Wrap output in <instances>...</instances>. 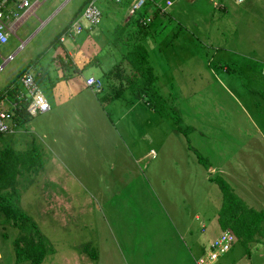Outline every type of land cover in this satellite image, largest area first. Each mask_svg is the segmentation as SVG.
I'll list each match as a JSON object with an SVG mask.
<instances>
[{"label":"rangeland","instance_id":"374dc122","mask_svg":"<svg viewBox=\"0 0 264 264\" xmlns=\"http://www.w3.org/2000/svg\"><path fill=\"white\" fill-rule=\"evenodd\" d=\"M84 1H44L15 28L0 48V65L15 53L0 71V107L38 56L71 64L58 38ZM165 4L135 11L154 10L157 24L133 16L101 39L111 65L84 70L71 99L0 134L10 173L0 195L25 217L0 208V264H31L17 262L15 240L40 246L41 264H197L222 231L236 239L212 264H264V0ZM104 30L103 19L84 33ZM91 72L104 93L80 84ZM222 180L258 212L242 238L220 226Z\"/></svg>","mask_w":264,"mask_h":264},{"label":"built area","instance_id":"2783aa9c","mask_svg":"<svg viewBox=\"0 0 264 264\" xmlns=\"http://www.w3.org/2000/svg\"><path fill=\"white\" fill-rule=\"evenodd\" d=\"M46 0H0V46L6 44L9 37L14 34L18 23L33 14L37 8ZM147 0H134L132 11L140 9L146 4ZM176 0H166L165 6L161 7L162 12L173 5ZM236 3H244L247 0H232ZM103 14L101 9L96 4V0H89L80 16L73 20L71 25L60 40L63 42L66 35L74 37L79 35L84 30V25L81 20L85 21L90 28L98 26L102 22ZM15 54H11L7 58H3V63L0 65V71L3 70L5 64L13 60ZM21 87L18 89L15 98L10 101L9 108L0 107V134L15 133L18 128V122L15 120V114L18 112L26 113L28 117H33L39 114L49 112L51 109L50 103L45 97L42 89L31 71H25L19 78ZM87 86L95 89L97 92L102 91V82L94 77L87 80ZM154 155L155 153L152 152ZM235 235L229 231H222L204 252L197 264H212L223 253L228 251L235 241Z\"/></svg>","mask_w":264,"mask_h":264},{"label":"crops","instance_id":"0c3cea01","mask_svg":"<svg viewBox=\"0 0 264 264\" xmlns=\"http://www.w3.org/2000/svg\"><path fill=\"white\" fill-rule=\"evenodd\" d=\"M88 1L89 0H85L83 2L82 6H81L82 10L84 9V6L86 5V3ZM99 1H101L103 4L105 3L106 5H108V7L105 8V10H104V13L106 12V15L103 14L102 21L104 19V25H105L104 31L105 32L108 31L109 34H97V33L96 34H85L84 31L92 30V28H90L88 26V24H86V25L83 24L84 30L82 33L79 34V36H81L80 45L75 46V48L71 50L67 46V41H68L67 38L63 42L60 40V38L63 36V33H64V31H63V33H61L59 35V38H58L61 42L59 46L64 51V53L67 57V60L71 64L66 65L65 67H60L57 65H53L51 67V66H47L48 64L39 65V61H38L39 56H38L36 59H34L32 62H30L26 67L22 68L18 72L17 81H16V85L14 86V88L19 89L18 81H19L20 76L25 71H31L35 75L41 89L43 87L42 92L44 93L45 97L47 98L48 102L50 103V106L52 105V107L53 106L57 107L56 105H58L59 101L61 103L62 100L71 99L70 96H73V94L69 93L65 96V94H66L65 90H67V92H69V89H71V88L75 89L76 85H78L75 82L77 80H79V78L82 77L84 70H93V69H97L99 67L101 72H103L102 67L104 69L105 68L108 69L110 67V65H111L110 60L111 59H109L108 61L106 60L108 57V55H107L108 51L105 52V49H102V45H100V42H101V39H105V38L106 39L107 38L112 39L113 37H111V35L113 34V31H114L113 29L116 26H118V24H121L124 21H128V19L133 17V16L136 19H139L138 20L139 23H141V21L142 22L145 21L143 23L147 26L151 25L154 22H155V24H157L159 22L158 21L159 17H157L154 20L151 18L153 16L152 13L155 14L154 10L150 11L151 15L149 14V16L135 12V11L133 12L132 11V4H133L134 0H99ZM45 2H43L39 7H41ZM110 2L111 3L116 2L118 4H117V6L113 7V6H110V4H109ZM122 5L125 8H123ZM151 8L155 9V6L153 5V7H151ZM81 9L76 14H74L71 21H69L67 23V26H66L67 28H65L66 30L71 25L72 21L80 16V14L82 12ZM107 11H108V15H107ZM29 16L30 15H28L27 17L22 19L18 23L17 28L22 24V22H24L23 20H25ZM148 17H150L151 19ZM146 20H147V22H146ZM161 20L163 21V19H161ZM99 25H101V23ZM140 25H142V23ZM16 29L14 31H16ZM14 34H15V32H14ZM11 36L9 37V40H10ZM9 40H8V42H9ZM7 43L4 44V46L7 45ZM1 47H3V45L0 46V48ZM13 51L14 50L12 48H6V52H7L8 56L13 54L12 53ZM102 64H103V66H102ZM101 75H102V73H100L99 76H96L95 73L91 72L87 77H84L81 80L80 84L84 87V89L85 88L89 89L92 93L98 94V92L94 91L95 89L93 90V88H90L87 86V80L91 77H94V78H96L102 82V91L100 92L102 94V93H104L103 90L105 89V86H104V82L100 79ZM10 98L11 97H9L8 99L6 98V100H7L6 103H3V105H2L3 108H9L10 107V101L13 100L14 97L11 99ZM100 100H101V98H100ZM116 100H118V99L112 100L110 102L112 103L113 101H116ZM52 107H51V109H52ZM51 109H50V111H51ZM46 113H48V112H46ZM39 115H42V114H39ZM36 116H38V115H36ZM36 116H33V117H36ZM26 118L30 119L32 117L29 116ZM152 152L155 153V151H151V153ZM152 155L155 156L156 153H155V155L152 153ZM139 158H141V157H139ZM139 158L137 161L140 160ZM196 218H197V216H196ZM146 235H148V234H146ZM145 239L147 240L148 236L145 237Z\"/></svg>","mask_w":264,"mask_h":264},{"label":"trees","instance_id":"16d2710c","mask_svg":"<svg viewBox=\"0 0 264 264\" xmlns=\"http://www.w3.org/2000/svg\"><path fill=\"white\" fill-rule=\"evenodd\" d=\"M17 91L18 88H8L6 90L8 96L11 98H15ZM26 117H28V115L24 112H22V114H19L18 112L15 114V120L17 122L26 120ZM3 163L4 162L0 163V190L3 189L1 181H7L10 174L5 170L6 168ZM219 186L223 192V205L219 212L220 226L224 230L230 228L239 238H242L245 234L243 227L245 225L252 226L254 218L258 215V212L254 209L245 206L243 207L241 200L237 196L232 195L228 189V185L223 180L219 183ZM0 208L3 212L15 218H25L23 213L19 210L14 198H10L8 195H0ZM14 243L17 262L21 263L23 261L31 260V264H41L43 253L40 246L33 244L34 246L30 248L29 244H27L28 249H25L18 240H15Z\"/></svg>","mask_w":264,"mask_h":264}]
</instances>
